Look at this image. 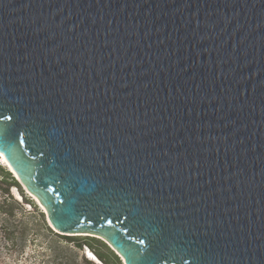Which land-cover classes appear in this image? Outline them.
Listing matches in <instances>:
<instances>
[{
    "label": "water",
    "instance_id": "water-1",
    "mask_svg": "<svg viewBox=\"0 0 264 264\" xmlns=\"http://www.w3.org/2000/svg\"><path fill=\"white\" fill-rule=\"evenodd\" d=\"M0 155L123 264H264V0H0Z\"/></svg>",
    "mask_w": 264,
    "mask_h": 264
},
{
    "label": "rangeland",
    "instance_id": "rangeland-1",
    "mask_svg": "<svg viewBox=\"0 0 264 264\" xmlns=\"http://www.w3.org/2000/svg\"><path fill=\"white\" fill-rule=\"evenodd\" d=\"M18 185V189L14 186L10 187V193L14 199H17V196L21 197L20 200L18 199V202L21 205V211H18L19 216L17 219L20 218L28 223L31 230L27 233V242L24 245L22 252H8L4 249V242L1 239L2 233L0 232V257L2 258V262L5 264L6 262L9 264H58V261L54 259V256L58 255L62 249H65L71 251L77 264H82L81 259L82 257L86 258L85 248H87L92 251L96 257H104L101 260L98 257L101 264H123L121 258H116L117 263L112 261L111 255L115 257L116 253L101 239L93 236L87 237V235H64L53 230L47 223L46 216L42 211L43 209L36 204L34 198L28 195L20 184ZM13 188H16V191H14ZM15 192L18 194L17 196L15 195ZM2 199L3 196L0 192V202ZM34 210L37 212L34 213ZM37 213H42V215L38 216ZM2 219L3 217L0 215V227L2 225ZM41 219L53 231V233H56L59 237H68L69 239H72L71 241L76 243L64 242L63 239L59 238H55L56 241H54L45 235L39 227V220ZM76 244L80 246V248H77ZM60 260L62 262L65 261L63 258H60ZM88 261L90 264H96L90 260Z\"/></svg>",
    "mask_w": 264,
    "mask_h": 264
},
{
    "label": "trees",
    "instance_id": "trees-1",
    "mask_svg": "<svg viewBox=\"0 0 264 264\" xmlns=\"http://www.w3.org/2000/svg\"><path fill=\"white\" fill-rule=\"evenodd\" d=\"M11 186L16 187L17 189L19 188L18 183L15 181L12 175L3 165L0 164V192L3 196V199L0 202V215L3 217L0 232L2 233L1 239L4 242L3 248L8 252H22L23 247L27 242V233L31 229L29 228L28 223L24 222L20 218L17 219V217L19 216L18 211H21V205L16 199H14V197L10 193ZM35 212L37 211L34 210V213ZM37 215H42V213H37ZM39 227L40 230L45 233V235H47L54 241H56L55 238H59L63 239L64 242L76 243L71 241L72 239H69L68 237H59L58 235H56V233H53V231L46 225V223L42 219L39 220ZM77 248H80V246L77 245ZM98 257L100 260L104 258L101 256H97V258ZM60 258H63L65 261L62 262ZM116 258H118L117 255L115 257L111 255V259L115 263H117ZM54 259L58 261V264H77V261H75V258H73V254L71 253V251L65 249H62L58 255H55ZM81 263L90 264V262L85 257H82ZM0 264H5L4 262H2L1 257ZM6 264L9 263L6 262Z\"/></svg>",
    "mask_w": 264,
    "mask_h": 264
},
{
    "label": "bare ground",
    "instance_id": "bare-ground-1",
    "mask_svg": "<svg viewBox=\"0 0 264 264\" xmlns=\"http://www.w3.org/2000/svg\"><path fill=\"white\" fill-rule=\"evenodd\" d=\"M0 161H1V163H2L4 166H7L5 160L3 159V157H2L1 155H0ZM15 195L17 196L16 192H15ZM41 208H42V207H41ZM42 209H43V208H42Z\"/></svg>",
    "mask_w": 264,
    "mask_h": 264
},
{
    "label": "snow or ice",
    "instance_id": "snow-or-ice-1",
    "mask_svg": "<svg viewBox=\"0 0 264 264\" xmlns=\"http://www.w3.org/2000/svg\"><path fill=\"white\" fill-rule=\"evenodd\" d=\"M141 243H143V241H140Z\"/></svg>",
    "mask_w": 264,
    "mask_h": 264
}]
</instances>
